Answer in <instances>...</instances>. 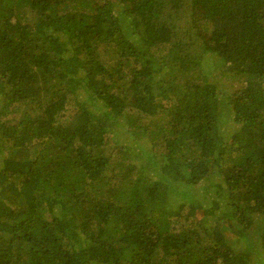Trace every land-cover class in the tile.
I'll use <instances>...</instances> for the list:
<instances>
[{"label": "trees", "instance_id": "obj_1", "mask_svg": "<svg viewBox=\"0 0 264 264\" xmlns=\"http://www.w3.org/2000/svg\"><path fill=\"white\" fill-rule=\"evenodd\" d=\"M261 223L264 0H0V264H244Z\"/></svg>", "mask_w": 264, "mask_h": 264}, {"label": "rangeland", "instance_id": "obj_2", "mask_svg": "<svg viewBox=\"0 0 264 264\" xmlns=\"http://www.w3.org/2000/svg\"><path fill=\"white\" fill-rule=\"evenodd\" d=\"M120 16L121 14H119L118 17ZM206 68L207 70L212 72V75L210 76L211 79L217 82H221V84L228 81V75L225 73L226 68H225V65H223L221 60H218L213 57L209 58L206 61ZM74 105H75L74 99L70 98L69 102L66 105L65 112L69 113V111H71L72 109H75ZM220 118H221L220 120H222L221 123H224L222 115ZM159 122H162V120L157 118L154 123H159ZM105 126L107 130V137L108 139H111L117 133L114 121L108 120L107 123L105 122ZM145 140H146L145 138L143 139V137H141V143H145L146 142ZM130 162L134 163L138 167L143 162V160H138V159L133 158ZM214 177L215 175L210 177L209 179H211L212 188L216 190L221 185V183L219 181H216ZM171 193H172L170 196L171 207L179 206V204L181 203H183L186 206L188 204H192L195 206V208H197L196 209L197 211L194 214V218L196 220H199L200 218L199 213H198L199 210H198V207H196V203H200V201L198 198V192L196 188L187 189L184 184H178L176 186L173 185V190ZM68 221L72 225V222L70 220ZM262 228H263V223L254 224L250 232L247 233L250 236L249 242L252 245L250 252H247L245 250V247H246L245 241H239L233 244V247L236 249V252L238 253L239 261L241 263L264 264V250L259 241L260 240L259 236H260V232H262L261 231ZM229 233L230 234L226 236H227V239L230 240L233 238V234L231 232Z\"/></svg>", "mask_w": 264, "mask_h": 264}]
</instances>
